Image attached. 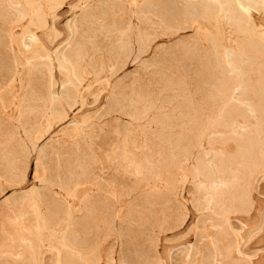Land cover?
<instances>
[{
    "label": "rangeland",
    "instance_id": "1",
    "mask_svg": "<svg viewBox=\"0 0 264 264\" xmlns=\"http://www.w3.org/2000/svg\"><path fill=\"white\" fill-rule=\"evenodd\" d=\"M57 1L0 0V264H264L259 31L198 0Z\"/></svg>",
    "mask_w": 264,
    "mask_h": 264
},
{
    "label": "bare ground",
    "instance_id": "2",
    "mask_svg": "<svg viewBox=\"0 0 264 264\" xmlns=\"http://www.w3.org/2000/svg\"><path fill=\"white\" fill-rule=\"evenodd\" d=\"M50 1H53V0H50ZM56 1V0H55ZM58 1H60V0H58ZM57 1V2H58ZM213 2H216V7H214V6H212V4H210L209 3V1L208 0H198V1H196V3H193V4H195V5H191V4H188L190 7L189 8H191L190 9V11L191 10H193V12L194 13H197V15H198V13L199 12H201V13H204V14H206V15H210V13L214 10V8H217L220 12H222V13H224L225 14V16H226V18H227V23H228V25H231L230 23H232L234 26H235V28H236V30H235V32L236 31H238V33H240V32H247V34H248V32H250V31H252V30H254V32L256 31V30H258L259 31V37L263 40V42H264V23L263 24H260V25H262V29H261V26L258 24V22H257V10L254 8V7H252V6H250V5H248L247 4V2H246V0H237L236 1V3L237 4H235V5H237V7H234V9L236 8V11L229 5L230 3H228V1L229 0H223V1H220V0H212ZM231 1H234V0H231ZM109 2V1H108ZM211 2V1H210ZM188 3V2H187ZM226 4V5H225ZM232 4V3H231ZM107 5V4H106ZM234 5V6H235ZM181 6V5H180ZM183 6V5H182ZM225 6H227V7H225ZM108 8V7H107ZM183 8V7H182ZM185 8V7H184ZM187 8V7H186ZM182 10V9H181ZM184 10V9H183ZM216 10V9H215ZM112 11V10H111ZM118 11V10H117ZM217 11V10H216ZM142 12V11H141ZM184 12V11H183ZM182 12V13H183ZM186 12V11H185ZM236 12V13H235ZM150 13V12H149ZM189 13H191V12H189ZM215 12H213V14H214ZM217 13H219V12H217ZM217 13H216V15H217ZM85 14V17H80V19H79V16H78V18H76V19H74L73 20V22L71 23V27L72 28H74V29H78V25L79 24H81V23H83L85 20H91V15H90V13L89 12H85L84 13ZM139 14V13H138ZM203 14V15H204ZM38 15H39V13H38ZM187 15H189V14H187ZM205 15V16H206ZM43 16V15H42ZM41 16V17H42ZM149 16V15H148ZM194 16V15H193ZM200 16V15H199ZM205 16H202L201 15V17H205ZM40 17V18H41ZM76 17V16H75ZM74 17V18H75ZM189 17V16H188ZM210 17H213V16H210ZM38 18V17H37ZM36 18V19H37ZM154 18V17H153ZM159 18H161V17H159ZM184 18V17H183ZM197 18V17H196ZM206 18V17H205ZM164 19V18H163ZM42 21V20H41ZM44 21V20H43ZM68 24H69V22H68ZM162 24V23H161ZM171 25V24H170ZM81 26V25H80ZM79 26V27H80ZM159 27V26H158ZM153 28H154V26H153ZM155 28H157V27H155ZM234 28V29H235ZM165 29V28H164ZM233 29V28H232ZM103 30V29H102ZM76 31V30H75ZM169 31V30H168ZM74 32V31H73ZM167 32V31H166ZM253 32V33H254ZM142 33V32H141ZM230 33V32H229ZM238 33H236V34H238ZM56 34V33H55ZM174 34V33H173ZM58 35V34H57ZM70 35H71V32H70ZM102 35V34H101ZM234 35V34H233ZM248 35H251V32H250V34H248ZM248 35L246 36V38L248 37ZM74 34H73V36L71 37V39H70V41H69V48H70V50H68V51H66V53L64 54L65 55V58L68 60V62H70L72 65H74V63H76V62H78V60H81L82 58H84L83 56L85 55L84 54V49H85V45H84V42H80V43H78V42H76L75 41V38H74ZM77 36V35H76ZM123 36H125V35H123ZM123 36H121V37H123ZM237 36V35H236ZM240 36V35H239ZM90 37V36H89ZM141 37V36H140ZM240 37H242V36H240ZM250 37V36H249ZM255 37V36H254ZM234 38V37H233ZM127 39V38H126ZM237 39V38H236ZM150 40V39H149ZM252 40V39H251ZM79 41V40H78ZM184 41V40H183ZM237 41V40H236ZM238 41H239V38H238ZM237 41V42H238ZM242 42H244L243 40H241ZM248 40L246 39V42H247ZM106 42V41H105ZM140 42V41H139ZM143 42V41H142ZM236 42V43H237ZM240 42V41H239ZM242 42H240V44H238L237 46L236 45H234V46H236L237 47V49H238V53H236V52H233V51H235L234 49H233V51L232 50H228V51H226L225 50V55H223L224 56V61H223V64L224 65H222V66H225V68L227 69V71L228 72H230L231 73V75L230 76H235V75H241V69H240V67L241 66H239L240 65V63H238V59H236V57H238V54L241 52V53H244V51H242L243 49H244V47H243V49H242V47H241V43ZM249 42H250V40H249ZM252 42H254V41H252ZM262 42V41H261ZM149 43V42H148ZM251 43V42H250ZM250 43H248V45L250 46ZM260 43V42H259ZM144 44V43H143ZM254 44V43H253ZM252 43H251V45H253ZM261 44V43H260ZM259 44V45H260ZM127 45V44H126ZM243 45V44H242ZM247 44H246V46H248ZM257 45H258V43H257ZM264 45V44H263ZM106 46H107V44H106ZM121 46H124V45H121ZM131 46V45H130ZM244 46V45H243ZM248 46V47H249ZM255 46V45H254ZM254 46H252L253 48V50H251V51H254L256 48H257V46L256 47H254ZM87 47H88V45H87ZM115 47V46H114ZM129 47V46H128ZM248 47L246 48L245 47V49H248ZM261 47V46H260ZM259 47V48H260ZM264 47V46H263ZM66 48V47H65ZM122 48V47H121ZM127 48V47H126ZM147 48V47H146ZM145 48V49H146ZM193 48V47H192ZM235 48V47H234ZM249 48H251V47H249ZM87 49V48H86ZM131 49V48H130ZM236 49V50H237ZM244 49V50H245ZM261 49V48H260ZM151 50V49H150ZM248 50H250V49H248ZM262 50V49H261ZM264 51V50H263ZM145 52H146V50H145ZM257 52V51H256ZM258 52L260 53V50H258ZM257 52V53H258ZM162 53V52H161ZM240 53V54H241ZM249 53V52H248ZM247 53V54H248ZM112 54V53H111ZM129 54V53H128ZM132 54V53H131ZM246 54V55H247ZM250 54H254L253 52H250ZM141 55V54H140ZM195 55V54H194ZM244 55V54H243ZM246 55H245V57H246ZM251 56V55H250ZM258 56V55H257ZM240 57V56H239ZM255 57V56H254ZM264 57V56H263ZM222 58V57H221ZM250 58V57H249ZM63 59H64V57H63ZM141 59V58H140ZM163 59V58H162ZM196 59V58H195ZM219 59V58H218ZM240 59V58H239ZM252 59V58H251ZM255 58H253V62L255 61L254 60ZM259 59V58H258ZM261 59V58H260ZM66 60V61H67ZM221 60V59H220ZM219 60V61H220ZM83 61V60H82ZM260 61V60H259ZM218 62V61H217ZM220 62H222V61H220ZM244 62V61H243ZM66 63V62H65ZM70 63H69V66H70ZM62 64V63H61ZM120 64V63H119ZM254 64H256V61L254 62ZM79 66V65H78ZM125 66V65H124ZM244 66V65H243ZM71 67V66H70ZM221 67V66H220ZM72 68V67H71ZM224 68V67H223ZM242 68V67H241ZM263 68V67H262ZM73 69V68H72ZM77 69V68H76ZM242 69H244V68H242ZM259 69V68H258ZM259 71V70H258ZM261 72H262V70H261ZM73 74V73H72ZM76 74H77V72H76ZM54 75V74H53ZM229 75V74H228ZM73 76H74V74H73ZM78 76V75H77ZM53 77V76H52ZM264 77V76H263ZM236 78V77H235ZM238 78V77H237ZM230 79V78H229ZM185 80V79H184ZM233 80H234V78H233ZM236 80V79H235ZM234 80V81H235ZM264 82V81H263ZM236 84V83H235ZM241 84V83H240ZM238 85V84H237ZM185 86H186V84H185ZM236 86V85H235ZM239 86V85H238ZM179 87V86H178ZM240 87H241V85H240ZM237 88V87H236ZM239 89V88H238ZM180 90V89H179ZM183 90V89H182ZM240 90V89H239ZM190 92V91H189ZM264 92V91H263ZM250 93V92H249ZM54 94V93H53ZM135 94V93H134ZM189 94V93H188ZM262 94H264V93H262ZM186 95V94H185ZM144 96V95H143ZM221 96V95H220ZM144 98V97H143ZM221 98V97H220ZM262 98H263V96H262ZM54 99V98H53ZM242 100V99H241ZM250 103V102H249ZM249 106V105H248ZM260 106V105H259ZM249 110H250V112L255 116V112H256V109H255V107L254 106H249V108H248ZM111 111V110H110ZM196 114V113H195ZM64 115V114H63ZM137 116V115H136ZM52 117V116H51ZM194 118V117H193ZM168 120V119H167ZM133 121V120H132ZM164 122V121H163ZM135 123V122H134ZM167 123V122H166ZM197 124V123H196ZM258 125L257 126H255V128H254V130H252V133L254 134L253 135V137H251L252 138V141H250L251 142V144H250V146H249V154H250V156L249 157H251V159H254L255 161L254 162H256L259 166H261V167H263L264 168V125L263 124H261V123H257ZM173 125V124H172ZM130 126V125H129ZM39 131V130H38ZM140 131V130H139ZM190 132V131H189ZM193 132V131H192ZM251 133V132H250ZM187 134V133H186ZM247 134V133H246ZM92 135V134H91ZM184 135V134H183ZM187 136V135H186ZM188 138V137H187ZM182 140V139H181ZM251 140V139H250ZM183 141H185V140H183ZM171 145V144H170ZM194 148V147H193ZM196 150V149H195ZM34 152V151H33ZM163 153V152H162ZM192 156V155H191ZM190 157V156H189ZM235 158V157H234ZM78 162V161H77ZM253 162V163H254ZM52 163V162H51ZM255 163V164H256ZM147 164V163H146ZM240 166V165H239ZM177 167V166H176ZM183 167H184V165H183ZM182 167V168H183ZM256 167V166H255ZM260 167V168H261ZM80 168V167H79ZM257 170V169H256ZM229 171V170H228ZM255 171V170H254ZM234 172V171H233ZM237 172V171H236ZM235 172V173H236ZM249 172V171H248ZM257 173V172H256ZM197 174V173H196ZM238 175H239V173H238ZM225 176H226V174H225ZM255 176V175H254ZM80 179V178H79ZM85 179V178H84ZM239 179V178H238ZM241 179V178H240ZM245 179V178H244ZM216 180V179H215ZM222 180V179H221ZM220 180V181H221ZM236 180V179H235ZM63 181V180H62ZM219 180H218V177H217V181H216V183L217 184H219V182H220ZM234 181V180H233ZM222 182H223V180H222ZM224 183V182H223ZM236 183V182H235ZM245 183V182H244ZM221 184V183H220ZM226 184V183H225ZM241 184V183H240ZM182 185V184H181ZM224 185V184H223ZM235 185V184H234ZM238 185V184H237ZM227 186V185H226ZM233 186V185H232ZM118 187V186H117ZM245 187H246V185H245ZM249 188H250V186H248ZM231 188H233V187H231ZM251 188H252V186H251ZM252 190V189H251ZM220 192V191H219ZM222 192V191H221ZM234 192V191H233ZM230 193V192H229ZM225 194V193H224ZM227 194H228V191H227ZM213 196V195H212ZM232 203V202H231ZM208 205V204H207ZM210 206V205H209ZM227 207V206H226ZM205 208V207H204ZM229 209V208H228ZM215 210H217V209H215ZM204 211V210H203ZM212 213V212H211ZM232 217V216H231ZM213 226V225H212ZM38 234V233H37ZM25 238V237H24ZM85 239V238H84ZM25 243V242H24ZM33 248V247H32ZM75 248V247H74ZM85 249V248H84ZM56 250V249H55ZM54 252V251H53ZM232 252V251H231ZM234 252V251H233ZM70 253V252H69ZM94 254V253H93ZM181 254V253H180ZM179 254V255H180ZM195 255V254H194ZM196 256V255H195ZM97 257V256H96ZM211 258V257H210ZM60 259V258H59ZM73 259V258H72ZM227 262V261H226ZM154 263V262H153Z\"/></svg>",
    "mask_w": 264,
    "mask_h": 264
}]
</instances>
